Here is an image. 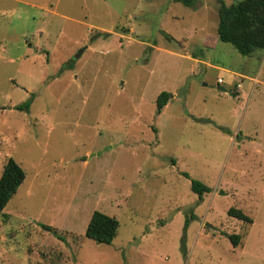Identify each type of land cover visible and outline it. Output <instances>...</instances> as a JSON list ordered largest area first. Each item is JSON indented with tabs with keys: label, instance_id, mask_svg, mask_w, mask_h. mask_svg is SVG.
Masks as SVG:
<instances>
[{
	"label": "rangeland",
	"instance_id": "374dc122",
	"mask_svg": "<svg viewBox=\"0 0 264 264\" xmlns=\"http://www.w3.org/2000/svg\"><path fill=\"white\" fill-rule=\"evenodd\" d=\"M216 4L0 0V264H264V49L219 41Z\"/></svg>",
	"mask_w": 264,
	"mask_h": 264
},
{
	"label": "trees",
	"instance_id": "16d2710c",
	"mask_svg": "<svg viewBox=\"0 0 264 264\" xmlns=\"http://www.w3.org/2000/svg\"><path fill=\"white\" fill-rule=\"evenodd\" d=\"M180 2L186 6H192L194 0H171ZM216 36L221 42L230 44L238 53L249 55L253 50L264 49V0H234L225 4L223 0H216ZM165 38L171 39L165 35ZM235 94L233 91H229ZM171 94L166 91L158 93L155 99L156 114L165 105ZM29 101L18 104L16 109H27ZM185 176L186 173H183ZM24 179V171L12 158H7L0 172V211L7 201L15 193L17 187ZM190 190L201 195L210 188L202 182L194 179L189 181ZM227 214L241 221L251 223V218L239 208L230 207ZM118 222L113 216L93 210L85 226L83 237L97 243L109 244L116 234ZM41 228L63 241L64 238L58 231L50 226L42 224ZM232 246L239 245L240 236L236 233L226 235Z\"/></svg>",
	"mask_w": 264,
	"mask_h": 264
},
{
	"label": "water",
	"instance_id": "95a60500",
	"mask_svg": "<svg viewBox=\"0 0 264 264\" xmlns=\"http://www.w3.org/2000/svg\"><path fill=\"white\" fill-rule=\"evenodd\" d=\"M81 50L82 49H80L77 54H79L81 52ZM217 88L220 89V90H222V91H226V89L224 87L217 86ZM205 225L208 226L207 223H205Z\"/></svg>",
	"mask_w": 264,
	"mask_h": 264
},
{
	"label": "crops",
	"instance_id": "0c3cea01",
	"mask_svg": "<svg viewBox=\"0 0 264 264\" xmlns=\"http://www.w3.org/2000/svg\"><path fill=\"white\" fill-rule=\"evenodd\" d=\"M28 4V3H27ZM35 7V6H34ZM37 32H39V31H37ZM28 43V42H27Z\"/></svg>",
	"mask_w": 264,
	"mask_h": 264
},
{
	"label": "built area",
	"instance_id": "2783aa9c",
	"mask_svg": "<svg viewBox=\"0 0 264 264\" xmlns=\"http://www.w3.org/2000/svg\"><path fill=\"white\" fill-rule=\"evenodd\" d=\"M220 81V79H218Z\"/></svg>",
	"mask_w": 264,
	"mask_h": 264
}]
</instances>
